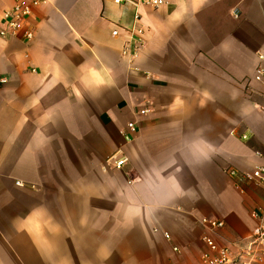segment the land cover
<instances>
[{"label": "crops", "instance_id": "obj_1", "mask_svg": "<svg viewBox=\"0 0 264 264\" xmlns=\"http://www.w3.org/2000/svg\"><path fill=\"white\" fill-rule=\"evenodd\" d=\"M39 1L33 40L0 37V264H200L204 235L240 254L264 209L229 174L264 165V0ZM134 27L131 59L113 31Z\"/></svg>", "mask_w": 264, "mask_h": 264}, {"label": "built area", "instance_id": "obj_2", "mask_svg": "<svg viewBox=\"0 0 264 264\" xmlns=\"http://www.w3.org/2000/svg\"><path fill=\"white\" fill-rule=\"evenodd\" d=\"M169 0H113V3L117 6L124 7L130 5L136 10L142 7H149L159 9L168 4ZM40 5L39 0H15L14 7L6 12L3 16V23L0 28V37L6 38L8 36L18 37L28 41L33 40V32L27 30L25 25L27 20L31 17L34 8ZM136 21L140 18L137 15ZM126 36L128 43L125 46L124 55L133 58L140 49L144 47L143 36L144 31L140 28L134 27L131 31L115 30L113 35L115 37ZM135 36L138 41H134ZM260 61H264V55H259ZM254 80L258 83H264V66H259L256 70ZM264 113V108L261 109ZM148 111H142V115L147 114ZM128 129L132 132L135 131V124H129ZM246 139V136L242 137ZM261 156L260 153H256ZM128 164V159L120 155H114L107 160V166L114 169H122ZM229 174L235 178L236 187L240 193H244L242 185L247 182L257 184L264 187V165L255 167L251 172L240 173L237 171H229ZM17 185H20L18 183ZM254 217L258 220V225L253 230L250 238L248 239L247 246L242 250L240 254H234L229 247L220 246L210 235H204L203 242L205 246L204 253L201 257L200 264H264V209L261 214H255ZM202 225L209 231L214 232L222 229L225 224L223 222L204 219ZM165 237L169 239V235L165 234ZM174 252L178 253V249H174Z\"/></svg>", "mask_w": 264, "mask_h": 264}, {"label": "rangeland", "instance_id": "obj_3", "mask_svg": "<svg viewBox=\"0 0 264 264\" xmlns=\"http://www.w3.org/2000/svg\"><path fill=\"white\" fill-rule=\"evenodd\" d=\"M112 157V156H111Z\"/></svg>", "mask_w": 264, "mask_h": 264}]
</instances>
